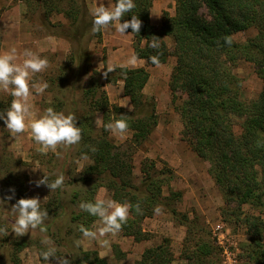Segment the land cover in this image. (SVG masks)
I'll return each instance as SVG.
<instances>
[{"label":"trees","instance_id":"1","mask_svg":"<svg viewBox=\"0 0 264 264\" xmlns=\"http://www.w3.org/2000/svg\"><path fill=\"white\" fill-rule=\"evenodd\" d=\"M153 1L134 0L136 7L121 18V23L130 20L132 15L142 21L140 32L133 33V48L135 55L144 59L147 65H153L149 57L158 53L160 64L166 63L172 55L175 57L169 85L183 124L182 138L210 164L209 173L224 201L221 208L223 221L246 227L250 235V241L243 246L246 264H264V0H175V13L165 10L161 27L151 21ZM202 8L206 9V14L201 12ZM73 13L68 12L69 17L74 24L81 23L79 32L86 36L92 29L93 18L87 10ZM47 24L57 29V34L65 36L58 30V25L48 22V18ZM252 26L258 28L256 36L243 43L234 40L236 32ZM126 31L132 33L131 27ZM90 34L99 36L101 32ZM71 35L77 46L70 62L74 66V76L80 77L82 68L86 69L83 72H88L90 58L86 46L81 47L79 35ZM153 36L159 38V49L149 47ZM226 36L231 37V45L224 42ZM166 37L173 41V49ZM241 60L253 63L263 79V88L254 99L244 98L243 81L235 72ZM149 76L144 66L126 70L117 67L115 72L108 74V82H124V92L133 106L131 110L111 104L97 77L87 91L84 87L89 102L83 111L78 102L69 105L66 100L63 110L66 114H75L82 133L76 153L81 159L91 161L83 168L79 179L83 184L93 183L91 193L106 187L117 202H128L133 206L139 203L142 214H138L135 207L130 210L128 221L122 226L123 235L132 236L135 241L149 239L151 234L143 230L142 224L147 217L155 216L153 209L160 206L172 214L177 224L187 228L181 255L186 264H219L220 248L200 217H190L177 208L183 192L169 188V193H164L165 186L175 177L174 170L166 163L159 167L155 159L147 157L141 164V182L135 180L133 150L148 139L158 124L156 103L154 99L146 98L143 91ZM180 94L184 98L178 103ZM98 114L102 115L101 126H97ZM116 119L127 120L128 130L133 132L129 146L116 144L103 126ZM238 119L239 131L236 130ZM0 183L3 185L0 193L3 189L4 192L15 189L14 202L28 198L23 182L11 173H0ZM90 191L91 188L87 193ZM87 193L78 190L75 195L83 202H94L95 195ZM59 201V193H55L50 201L40 204L41 209L56 214ZM245 205L253 211H245ZM73 218L89 229L97 219L83 210ZM189 243L191 247H187ZM26 244L24 239L12 240L0 233V256L5 248L9 249L7 263L3 264H23L19 254ZM119 247L114 244L113 250L118 259H123L126 254ZM82 253V260L87 264H108L107 259L95 250H83ZM173 260L170 239L164 237L161 243L146 248L135 264H172Z\"/></svg>","mask_w":264,"mask_h":264},{"label":"rangeland","instance_id":"2","mask_svg":"<svg viewBox=\"0 0 264 264\" xmlns=\"http://www.w3.org/2000/svg\"><path fill=\"white\" fill-rule=\"evenodd\" d=\"M101 3L107 7L115 2L113 0H0V54H2L3 43L7 42L8 48L5 52L15 48L17 63L23 61V53L29 49L35 51L34 53L41 58L48 60V67L43 72L36 73L30 78L32 95L29 97V103L32 105V114L26 123L41 117L49 107L57 112L66 114V110H63L66 100H69V105L78 102L83 111L89 102L84 87L87 91L96 77L103 84L102 89L111 104L123 105L122 107L128 110L133 108L130 98L124 92V82L122 80L108 82L103 76L108 64L119 65L125 63L132 55H135L133 33L125 31V34L121 35L116 32L113 23L103 29L99 36H92L90 34L92 31L86 36H81L79 32L81 23L74 24L72 17L70 18V14H68V12H74L73 14L83 13L84 10L89 12L91 8L99 6ZM175 7V0H154L151 9L152 23L157 27H161L163 12L167 10L174 14ZM201 12L206 14L207 11L202 8ZM47 18L52 25H58V30L65 36L57 34V29L47 24ZM20 23L22 25H19ZM28 32L31 34H28ZM257 33V26H252L249 29L236 32L233 38L235 41L243 43L256 36ZM71 34L79 35L77 38L82 41L81 47L86 46V54L90 58V62L87 65L89 68L88 72H83L86 69L82 68L80 77L74 76V66L70 62L71 55L77 46L70 37L72 36ZM30 35L38 40L37 45H33L29 41L31 39ZM50 37L59 43L54 50L50 46H48V49H44L42 44L41 46L38 44L41 40H47ZM14 38L25 40L24 45L21 43V52L18 46L11 45V43L15 42ZM166 40L170 49H173L171 38L166 37ZM174 64L175 57L173 55L169 57L166 63H161L158 66L147 65L144 59H137L135 67L144 66L150 74L143 91L146 98L154 99L156 103L158 124L148 139L133 150L135 152L133 159L135 180L137 183L141 182V164L147 157L155 159L159 167H163L164 163L168 164L174 170L175 177L169 182L168 186H165L164 193L168 194L169 188L182 191L183 198L177 203V208L182 212H187L190 217L198 215L206 230L211 233V238L217 246L214 232H219L216 228L221 225L223 227L222 230L227 232V237L230 239L232 247L237 250L240 264H246L247 258L244 256L243 246L250 241V235L246 227L240 224L236 226L223 221L221 208L224 201L214 178L209 173L210 164L202 160L182 138L183 124L175 108L176 103L173 101V94L169 85ZM235 72L243 81L244 98L250 100L258 97L263 88V79L256 72L253 63L241 60ZM83 73L85 74L83 75ZM44 82H47L48 88L43 94H37L33 85ZM183 98V95L180 94L177 102L180 103ZM11 100L12 97L8 92L0 90V111H4L10 106ZM98 116L102 115L98 114ZM237 123L236 130L239 131V119ZM97 124V126H101L102 121ZM109 133L114 142L121 146H129L127 144L133 136L131 130H127L123 135H114L110 131ZM39 147L40 145L31 138L28 130L18 134L16 137H12L4 121L0 119L1 175H8L9 173L14 175L19 182H23V188L26 190L28 198H39L40 204L50 201L55 193H59L60 196V206L56 209L57 213L50 214L49 212L48 218L42 225L46 231L41 232L38 227L37 229H29V232L23 236L16 237L12 231L15 217L11 212V206L15 202L13 199H5L7 195H10L9 191L4 192L3 189L2 193H0V227L8 229L7 236L10 239H24L27 241L26 246L19 254L22 263L58 264L55 257H50L49 262H42L41 260V253L48 247L42 241L48 238L54 242L57 254L63 255L71 261V264H87L85 260H82L83 250L99 252L100 256L107 259L108 264H127L128 262L125 263V261L116 257L113 245L118 244L119 248L126 254L127 251L125 250L130 251L135 245L132 239L124 237L125 235H123L122 231L96 240L85 239L79 231L82 222L73 218L76 213L81 211L79 205L82 201L79 197H76V192L80 190V192L86 194L90 188L91 191L89 193L93 189L92 182L83 184L79 179L81 171L91 161L87 158L81 159L78 156L76 153L77 145L67 149L62 146L58 147L59 156L51 150L46 155L41 154L37 151ZM44 173L49 176L50 181L63 174V186L55 191H51L44 185L37 187L34 181L40 179ZM1 183L0 186L2 187ZM91 194H94V192ZM94 195L95 199L98 196L112 199V193L106 187H100ZM244 210L253 211L247 205L244 206ZM262 216L264 219V208ZM98 226L99 220L97 218L90 230H96ZM142 228L151 234L150 238L159 236L161 242L164 237L169 238L174 253L172 264H186V260L181 255L187 228L184 225L177 224L170 212L162 209L161 214L147 217L143 221ZM180 232H183L182 244L176 252V246L174 247L172 243H175V235L178 238ZM104 240L109 241L108 251L104 250L106 249L102 243ZM76 241H80L79 246L76 245ZM188 246L191 247L192 245L189 243L187 244ZM100 250H104L103 255ZM8 254L9 249L5 248L0 256L1 264L7 263ZM221 259L222 251L220 248L219 263ZM128 264H132V262Z\"/></svg>","mask_w":264,"mask_h":264},{"label":"clouds","instance_id":"3","mask_svg":"<svg viewBox=\"0 0 264 264\" xmlns=\"http://www.w3.org/2000/svg\"><path fill=\"white\" fill-rule=\"evenodd\" d=\"M136 7L134 0H115L114 4H109L107 7L103 3L99 6H95L89 10V14L92 16V33H100L103 29H106L109 25L114 23L117 33L124 35L126 29L131 27L132 33H139L142 27V21L137 15H132L130 20H124L121 23V18ZM154 39L149 44V47L153 49H159V38L153 36ZM224 42L231 45V37H224ZM25 57L21 63H17L16 49L13 48L9 52L0 54V90L8 92L11 97L10 106L0 111V119H2L12 137H16L20 133H24L26 130L30 132L31 138L40 145L37 151L41 154H47L49 150L53 151L57 156L60 152L57 151L58 147L67 149L73 145L79 144L82 139V133L79 126H77V117L73 113L65 114L64 112H57L53 108L49 107L44 111V114L38 119H32L29 122L28 118L31 116L32 105L29 103V97L32 95L30 90V78L36 73L43 72L48 67V60L41 58L31 50H25L23 53ZM137 56L132 55L125 63L114 65L108 64L106 70L103 72L105 78L109 73L115 72L119 67L122 70H126L129 67H135L137 64ZM153 65L158 66L160 64L159 53L149 57ZM126 76V71L123 73ZM37 94H43L48 88L47 82L42 84L33 85ZM123 106V105H122ZM96 122H101V116L97 115ZM105 130L110 131L114 135H123L128 130V122L125 119H116L103 125ZM93 152L96 149H91ZM37 187L44 185L51 191H55L61 188L64 184V175H58L54 180L49 179V176L44 175L34 181ZM10 195L5 197L6 200L14 198L15 189H9ZM80 209L89 213L93 217H97L99 220V226L96 230H90L89 228L80 226L79 231L83 237L88 240H96L100 237H106L108 235H115L122 230V226L128 221L130 210L135 207V211L138 214H142V209L137 203L135 206L128 202H117L113 199H106L102 196H98L94 202H81ZM154 214L159 215L162 212L160 206H156L153 209ZM11 212L15 217L12 231L16 237L23 236L29 232V229L40 228L41 232L46 231L42 225L48 218L47 209H41L40 199L36 197L32 198H19L11 206ZM0 233L4 236L8 235V229L6 227H0ZM42 243L48 247L41 253V257L44 261L49 262L50 257H55L58 264H71V261L65 258L63 255H58L54 246V242L48 238H45ZM103 246L109 245L108 240H104ZM80 241H76V245L79 246Z\"/></svg>","mask_w":264,"mask_h":264},{"label":"crops","instance_id":"4","mask_svg":"<svg viewBox=\"0 0 264 264\" xmlns=\"http://www.w3.org/2000/svg\"><path fill=\"white\" fill-rule=\"evenodd\" d=\"M19 25H22V23H20ZM25 30H27V29L25 28ZM25 34L28 36V34H31V33L28 32V34L27 33H25ZM30 37H31V35H30ZM14 39H15L14 40L15 42L14 43H11V45H13L15 47L18 46L20 48L19 49V51H20L21 50V46H22L21 43H23V45H24L25 44V40L24 39H21V38H17V39L14 38ZM29 41L32 42L33 45L38 42V40L35 39V38H33V37H31V39H29ZM7 44H8L7 42H4L3 43V47H2V51H1L2 54L5 53V50L7 51V48H8ZM38 44H40V46L42 44V48H44V49H48V46H50V48H52L53 50L59 45V43L56 42L52 37L47 38V40H41L40 43H38ZM29 50H31V49H29ZM32 52H35V51H32ZM149 219H152V218H149ZM149 230H151V229H149ZM151 231H154V230H151ZM124 237L132 239V241L134 242L135 245L132 247V250H130V251L125 250V251H127L126 256H125L124 259H121V260L122 261H125V263L132 262V264L136 260L141 259L142 253L145 250V248L155 246V245H157V244H159L161 242L159 236L158 237L156 236L154 238H149V239L141 240V241H135L134 237H132V236H126L125 235ZM175 238H176V240L174 241L175 243L174 244L172 243V245H174V247L176 246V252H177V250L180 248V245L182 244L183 232L182 233L180 232V236H178V238L175 235ZM108 249L109 248L106 247V249H104V250H107L108 251ZM124 249H127V248H124ZM104 250H100V252L102 253V255H103V251Z\"/></svg>","mask_w":264,"mask_h":264},{"label":"built area","instance_id":"5","mask_svg":"<svg viewBox=\"0 0 264 264\" xmlns=\"http://www.w3.org/2000/svg\"><path fill=\"white\" fill-rule=\"evenodd\" d=\"M217 231L214 232L218 246L222 251V259L219 264H240L237 257V250L232 247L230 239L227 237V232H224L221 225L217 226Z\"/></svg>","mask_w":264,"mask_h":264}]
</instances>
